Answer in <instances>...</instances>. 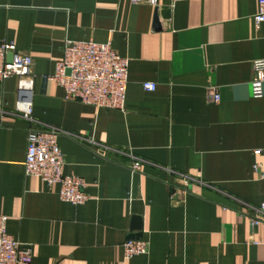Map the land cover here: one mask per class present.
Returning a JSON list of instances; mask_svg holds the SVG:
<instances>
[{"label":"crops","instance_id":"obj_1","mask_svg":"<svg viewBox=\"0 0 264 264\" xmlns=\"http://www.w3.org/2000/svg\"><path fill=\"white\" fill-rule=\"evenodd\" d=\"M258 8V0H0V41L34 60L30 90L17 76L0 82V216L31 249L30 264H264V224L251 225L264 202L255 168L264 165V85L260 96L252 86L254 61L264 58ZM90 39L111 40L130 58L124 111L67 99L50 78L66 40ZM26 99L30 118L17 109ZM31 128L59 131L64 171L85 180L87 202H65L59 184L25 174ZM133 216L149 251L126 258Z\"/></svg>","mask_w":264,"mask_h":264},{"label":"built area","instance_id":"obj_2","mask_svg":"<svg viewBox=\"0 0 264 264\" xmlns=\"http://www.w3.org/2000/svg\"><path fill=\"white\" fill-rule=\"evenodd\" d=\"M133 4L158 6V0H131ZM259 8L255 15V24L260 27L264 23V0H258ZM12 53L11 61L8 54ZM33 57L21 52L11 41H0V82L17 76L19 89L28 91L33 85ZM130 58L119 55L113 48L112 41L97 42L95 40H66L63 47V59L58 62L56 72L50 78L61 85L67 99L78 100L97 108L126 109ZM71 73H67V69ZM255 76L252 80L254 94L260 96L264 85V58L254 61ZM145 90L154 91L157 84L152 81L143 82ZM212 99L220 100V94L214 93ZM17 109L30 118L32 104L29 99L20 100ZM59 131L56 129L31 128L27 134V151L24 171L27 176H37L47 184H59L61 200L74 205L84 204L90 199L86 191L85 180L64 171L65 155L58 144ZM261 153L260 149L254 151ZM133 170L141 168V162L135 161ZM264 179V165L257 164ZM186 194L183 191L182 196ZM7 216H0V264H30L31 249L23 247L7 230ZM264 224V202L256 208L251 217L252 227ZM124 255L132 258L147 254L148 242L128 239L123 243Z\"/></svg>","mask_w":264,"mask_h":264},{"label":"water","instance_id":"obj_3","mask_svg":"<svg viewBox=\"0 0 264 264\" xmlns=\"http://www.w3.org/2000/svg\"><path fill=\"white\" fill-rule=\"evenodd\" d=\"M156 15V23H157V27H161V22L159 20L158 17V13L155 14ZM13 57L12 53L8 54V61H11ZM67 73L70 74L71 73V69H67ZM131 229L132 230H137V232L130 234L129 238H135V239H139L142 237L143 234V223H142V219L140 216H133V222L131 225Z\"/></svg>","mask_w":264,"mask_h":264}]
</instances>
